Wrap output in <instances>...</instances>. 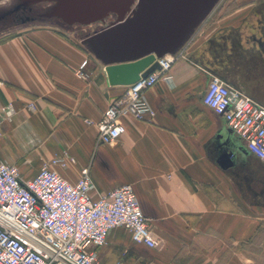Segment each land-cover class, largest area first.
I'll return each instance as SVG.
<instances>
[{
    "label": "crops",
    "instance_id": "1",
    "mask_svg": "<svg viewBox=\"0 0 264 264\" xmlns=\"http://www.w3.org/2000/svg\"><path fill=\"white\" fill-rule=\"evenodd\" d=\"M178 23L169 76L145 92L155 115L120 116L110 143L97 142V123L128 88L108 83L93 36L30 27L1 40L0 105L14 112L0 124V160L23 179L47 163L72 183L88 165L93 197L133 186L155 245L115 227L99 264H264V160L202 102L217 76L264 105V0H215Z\"/></svg>",
    "mask_w": 264,
    "mask_h": 264
},
{
    "label": "built area",
    "instance_id": "2",
    "mask_svg": "<svg viewBox=\"0 0 264 264\" xmlns=\"http://www.w3.org/2000/svg\"><path fill=\"white\" fill-rule=\"evenodd\" d=\"M159 68L127 86L126 96L113 100L97 123L98 143L115 141L125 131L119 121L130 114L152 119L154 108L145 92L159 79H167L172 56L156 57ZM88 59L77 69L85 75ZM202 102L223 117L244 148L264 160V105L212 76ZM12 103L0 105V124L12 116ZM1 137V131H0ZM67 154L52 164H65ZM95 186L88 165L72 183L47 163L23 179L18 167L0 160V264H99L97 249L108 233L123 227L134 243L154 247L155 241L131 184H122L93 197ZM115 264H120L119 262Z\"/></svg>",
    "mask_w": 264,
    "mask_h": 264
},
{
    "label": "water",
    "instance_id": "3",
    "mask_svg": "<svg viewBox=\"0 0 264 264\" xmlns=\"http://www.w3.org/2000/svg\"><path fill=\"white\" fill-rule=\"evenodd\" d=\"M54 2L52 14L67 23L108 19L91 35L97 43L94 52L104 62L108 83L124 86L159 68L156 57L169 50L167 41L181 31L178 21L210 5L209 0H145L138 4L137 0ZM221 161L229 164L228 156L223 155Z\"/></svg>",
    "mask_w": 264,
    "mask_h": 264
},
{
    "label": "rangeland",
    "instance_id": "4",
    "mask_svg": "<svg viewBox=\"0 0 264 264\" xmlns=\"http://www.w3.org/2000/svg\"><path fill=\"white\" fill-rule=\"evenodd\" d=\"M214 1L209 0V4H213ZM54 6V0H0V41L30 27L67 31L82 38L86 35H93V32L99 30L108 20L104 18V20L87 24L67 23L52 14ZM224 80L232 84L230 77L224 78Z\"/></svg>",
    "mask_w": 264,
    "mask_h": 264
},
{
    "label": "flooded vegetation",
    "instance_id": "5",
    "mask_svg": "<svg viewBox=\"0 0 264 264\" xmlns=\"http://www.w3.org/2000/svg\"><path fill=\"white\" fill-rule=\"evenodd\" d=\"M144 1H145V0H137V4H138V3H141V2H144ZM134 8L137 9V6H135ZM222 80H224V79H222ZM224 81H225V80H224Z\"/></svg>",
    "mask_w": 264,
    "mask_h": 264
},
{
    "label": "bare ground",
    "instance_id": "6",
    "mask_svg": "<svg viewBox=\"0 0 264 264\" xmlns=\"http://www.w3.org/2000/svg\"><path fill=\"white\" fill-rule=\"evenodd\" d=\"M22 11V10H21Z\"/></svg>",
    "mask_w": 264,
    "mask_h": 264
}]
</instances>
